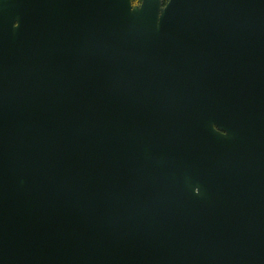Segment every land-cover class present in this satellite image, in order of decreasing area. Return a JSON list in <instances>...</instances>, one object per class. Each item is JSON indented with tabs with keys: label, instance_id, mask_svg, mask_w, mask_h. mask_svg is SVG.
Instances as JSON below:
<instances>
[{
	"label": "water",
	"instance_id": "water-1",
	"mask_svg": "<svg viewBox=\"0 0 264 264\" xmlns=\"http://www.w3.org/2000/svg\"><path fill=\"white\" fill-rule=\"evenodd\" d=\"M0 264H264V0H0Z\"/></svg>",
	"mask_w": 264,
	"mask_h": 264
},
{
	"label": "trees",
	"instance_id": "trees-1",
	"mask_svg": "<svg viewBox=\"0 0 264 264\" xmlns=\"http://www.w3.org/2000/svg\"><path fill=\"white\" fill-rule=\"evenodd\" d=\"M166 2H168V0H165ZM141 2V0H133L134 4H139Z\"/></svg>",
	"mask_w": 264,
	"mask_h": 264
}]
</instances>
